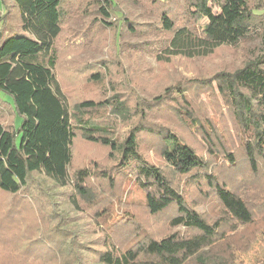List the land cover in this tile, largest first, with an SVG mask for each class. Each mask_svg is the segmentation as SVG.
Segmentation results:
<instances>
[{
	"label": "trees",
	"instance_id": "trees-1",
	"mask_svg": "<svg viewBox=\"0 0 264 264\" xmlns=\"http://www.w3.org/2000/svg\"><path fill=\"white\" fill-rule=\"evenodd\" d=\"M64 1L2 0L0 92L11 102L0 99V106L12 117L8 123L0 120V197L29 195L33 185L42 191L35 174H44L59 185L71 183L74 204L97 223L117 207L125 212L113 214L111 246H87L73 226L62 225L61 215L52 214L50 195L43 191L26 224L23 204L0 219V264H236V253L249 251L264 234L263 4L185 0L191 23H176L166 10L159 15L167 35L157 52L161 62L175 56L205 57L248 35L258 37L255 58L232 72L217 71L196 80L208 87L216 81L228 97L239 135L227 145L215 124L194 111L187 84L165 86L150 102L138 96L130 100L127 92L108 86L109 65H82L63 73L57 66L66 37L63 24L73 13L85 14L97 6L96 20L102 26L117 30L122 25L132 34L138 32V23L124 13L116 17L121 9L114 0H67V7ZM9 3L19 10L20 31L6 24ZM209 3L220 11L214 13ZM203 18L206 22L197 28ZM90 87L102 95L89 96ZM153 115L157 121L148 119ZM172 117L183 123L190 140L167 124ZM195 135L205 142L209 155L221 159L219 175L210 170ZM146 147L157 151L158 163L145 155ZM121 176L144 193L151 217L169 215L165 218L170 227L183 225L186 231L161 234V229L151 232L130 220L133 214L122 201ZM178 176L185 178L186 190L195 186L198 197L183 191ZM212 198L218 206L214 221L195 208Z\"/></svg>",
	"mask_w": 264,
	"mask_h": 264
},
{
	"label": "rangeland",
	"instance_id": "rangeland-1",
	"mask_svg": "<svg viewBox=\"0 0 264 264\" xmlns=\"http://www.w3.org/2000/svg\"><path fill=\"white\" fill-rule=\"evenodd\" d=\"M82 0L79 4H82ZM253 6H260L264 0H248ZM114 4L121 10L117 13L120 16L124 13V17L135 23H138L137 31L133 34L128 31L125 26L116 30V28H106L97 20V6L92 5L91 10L85 14L76 15L65 18L63 30L66 32L64 46H61L62 54L58 61V68L63 72H69L73 67L88 66L97 63V66L109 65L106 72L105 81L109 82L108 86H114L113 90L119 93L127 92L132 100L134 96L137 99L142 98L152 101V99L162 93L165 86L174 84V86L188 85L186 94L190 97L193 109L200 114L209 118L217 127V131L221 133V139L225 143L232 144L238 141L239 128L234 119L232 109L229 104L228 97L224 91L217 85L216 81H211V86L205 85V81L199 84L196 80H206L217 71L232 72L242 66L246 59L255 58L260 52L259 39L257 36L248 35L240 40L236 45L222 46L217 48L212 54L205 57L185 58L175 56L168 62H161L157 59L158 49L161 42L166 39L167 35L161 30V22L159 15L163 10L172 15L173 20L177 23L183 21L191 23L186 9H188L185 0H166L163 4H153L151 0H114ZM212 11L218 13L219 8L209 3ZM187 5V7H186ZM64 7H67V0L64 1ZM71 8V7H70ZM75 9V8H74ZM2 0H0V15L4 12ZM8 13L6 16V24H9L17 31H20V14L17 6L9 3ZM115 17V15H113ZM206 19H200L195 26L204 24ZM70 30H69V29ZM63 44V43H62ZM117 60V61H116ZM84 80V79H83ZM92 86V85H91ZM109 87H107L108 91ZM87 94L96 98L102 95L101 91L96 87L87 88ZM0 99L11 102V97L0 92ZM168 103V100H166ZM145 104V103H144ZM143 104V105H144ZM202 116V117H203ZM11 113L3 111L0 106V120L8 123L11 120ZM149 116L148 119H153ZM135 116V120H137ZM157 121V119L154 118ZM19 123V118H17ZM16 122V123H17ZM171 128L176 129L185 138H189V132L184 128L183 123L172 117L171 122L167 123ZM128 124H124V132ZM120 133V132H119ZM194 134V133H193ZM195 141L205 149L200 153L210 164V170L219 175V165L221 159L214 153L208 154L205 142L197 135L194 136ZM145 155L149 160L158 163L160 158L155 149L146 147ZM95 154L101 153L99 149L91 150ZM40 185L39 191L35 185L29 191V195H17L15 197H0V219H4L7 210L14 206L23 204L22 210L26 214L24 224L30 219L32 220V210L35 203H40L42 192H47L52 201V214L61 215L64 219L63 226L74 227L77 237L81 242L87 239V246L96 248H106L111 246L112 241L108 237L110 229L113 228V214L122 216L124 210L117 207L114 212L105 214L104 221L96 222V219L80 210L72 200L73 187L71 183L59 185L44 174H35ZM119 182L122 201L126 202L127 212L132 213L133 218L130 219L139 226H145L147 230L159 232L161 234L173 231L185 232L183 225L170 227L167 223V216L158 215L151 217L144 205V193L138 189L133 181L126 176H121ZM185 178L177 177V184L190 197H198L199 192L195 186H189L190 191L186 190L183 184ZM245 196V193H244ZM247 197H250L246 194ZM204 198V197H203ZM36 199V200H35ZM202 200V199H200ZM199 202V201H198ZM198 212L203 214L208 220L214 221L217 217L218 206L215 199L199 202L195 207ZM34 214V212H33ZM166 217V218H165ZM8 234V231H7ZM6 236V231H5ZM33 249H30L32 251ZM236 264H264V234H259L257 240L251 245L247 252L236 253Z\"/></svg>",
	"mask_w": 264,
	"mask_h": 264
}]
</instances>
